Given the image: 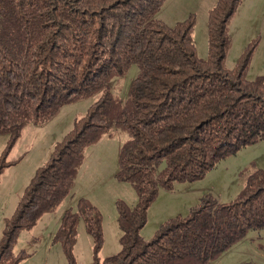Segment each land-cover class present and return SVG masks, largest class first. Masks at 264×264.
Instances as JSON below:
<instances>
[{
  "label": "trees",
  "instance_id": "1",
  "mask_svg": "<svg viewBox=\"0 0 264 264\" xmlns=\"http://www.w3.org/2000/svg\"><path fill=\"white\" fill-rule=\"evenodd\" d=\"M166 0H0V179L16 160L10 151L29 125L48 121L63 105L96 95L26 183L0 235V264H18L19 232L33 228L71 193L84 150L112 127L126 133L118 153V181L136 193L117 197L120 248L103 257L102 214L85 196L68 206L52 234L68 264L83 221L92 237L88 264H206L249 229L264 228V170L255 168L236 195L219 201L210 192L185 214L164 219L143 237L159 188L203 178L241 147L264 139V75L247 79L258 38L233 67L229 22L242 0H215L208 10L207 54L199 57L195 14L168 25L157 17ZM135 65L124 99L110 90Z\"/></svg>",
  "mask_w": 264,
  "mask_h": 264
},
{
  "label": "rangeland",
  "instance_id": "2",
  "mask_svg": "<svg viewBox=\"0 0 264 264\" xmlns=\"http://www.w3.org/2000/svg\"><path fill=\"white\" fill-rule=\"evenodd\" d=\"M214 3L215 0H166L157 17L173 25L194 13L192 38L197 55L204 58L207 54V13ZM229 33L231 45L225 59L226 66L233 67L245 46L258 38L246 77L253 79L264 75V0H242L229 22ZM136 73L137 68L132 65L125 76L113 78L111 92L124 99ZM95 100L96 95H93L63 105L48 121L29 125L23 130L8 157L16 162L6 168L0 179V235L5 217L12 213L36 168L46 161L55 144L72 128L74 119L84 114ZM112 128V134L103 135L95 144L85 148L83 164L65 201L56 210L43 213L33 228L19 232L14 250L24 247L29 254L18 264H68L60 243L52 242V234L64 210L68 206L75 207L79 196H85L96 204L102 214L104 242L98 255L103 257L120 248L121 231L116 218L115 199L120 197L133 204L136 193L129 182L118 181L114 176L126 133ZM6 139L7 135H0V152ZM255 168L264 170V139L220 159L203 178L175 182L171 189L160 187L157 197L148 207L147 219L139 230L140 234L147 239L152 237L164 219L176 213H187L203 193L210 192L219 201L231 199L244 184L246 175ZM77 231L73 247L76 264H88L93 256L92 237L85 230L82 220ZM206 264H264V228L249 229Z\"/></svg>",
  "mask_w": 264,
  "mask_h": 264
}]
</instances>
